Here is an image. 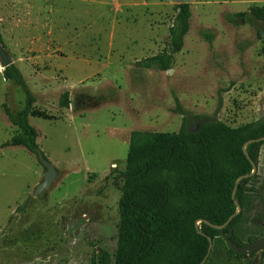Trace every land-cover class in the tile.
<instances>
[{
    "label": "rangeland",
    "instance_id": "obj_1",
    "mask_svg": "<svg viewBox=\"0 0 264 264\" xmlns=\"http://www.w3.org/2000/svg\"><path fill=\"white\" fill-rule=\"evenodd\" d=\"M186 1L190 28L169 71L136 70L135 62L162 51L176 13L177 3L172 0L113 8L111 23L104 29L113 28L111 56L116 64L68 62L64 88L59 76L58 84L48 85L53 78L43 83L45 77L38 76L46 72L23 53L28 58L23 60L24 74L39 88L34 91L28 84L36 95V109L51 117L32 115L29 122L38 132L43 156L57 173L48 187L35 194L45 167L22 146L0 147V264H92L100 250L113 260L129 134L133 129L177 131L181 115L174 111L173 93L184 110L195 114H212L220 98L217 116L233 127L261 117L264 24L235 15L264 4ZM67 6L92 8L74 2ZM78 20L83 32L96 24L92 18ZM203 32L212 35L210 41ZM10 38L2 40L16 58L20 53L11 43L17 40ZM64 91L69 92L73 108L59 106ZM3 103L12 111L21 109L24 93L3 78L0 68V145L17 132L3 112ZM252 173L256 188L264 194V144ZM228 264H264V250Z\"/></svg>",
    "mask_w": 264,
    "mask_h": 264
},
{
    "label": "trees",
    "instance_id": "obj_2",
    "mask_svg": "<svg viewBox=\"0 0 264 264\" xmlns=\"http://www.w3.org/2000/svg\"><path fill=\"white\" fill-rule=\"evenodd\" d=\"M235 16L264 24V7L253 5ZM190 18V3H177L162 51L136 61V70L170 69L173 55L184 45ZM202 34L211 40L212 35ZM0 44L6 49L1 35ZM2 76L20 87L24 105L14 111L1 105L17 132L0 147L22 146L38 159L43 153L29 116L51 117L33 109L36 95L13 62L2 69ZM69 95L60 94L61 108H70ZM172 95L174 111L181 115L177 131L129 134L116 250L113 260L100 250L92 264H228L254 254L233 252L228 239L244 245L264 236V194L251 174L264 144V104L261 117L233 127L217 116L220 98L212 114H195Z\"/></svg>",
    "mask_w": 264,
    "mask_h": 264
},
{
    "label": "crops",
    "instance_id": "obj_3",
    "mask_svg": "<svg viewBox=\"0 0 264 264\" xmlns=\"http://www.w3.org/2000/svg\"><path fill=\"white\" fill-rule=\"evenodd\" d=\"M72 2L92 4V8L82 11L79 8L67 6L72 5ZM142 2L144 0H0V35L8 41H11L10 37L16 38L17 43H11V45L15 44L14 48L10 47L8 42V50L12 51L10 48H13L20 53L18 57L12 58V62L19 68L24 79L26 76L22 69L23 60L28 58H24L22 55L28 53L31 55V59H34L33 65H40L46 72H42L44 74L40 73L38 76L39 79L45 77L43 83L45 80L53 78L54 81L49 82L48 85L58 84L59 80L63 87L65 75L69 71L68 62L78 61L87 65L104 62L102 63L104 67L115 63L111 56L114 31L112 27L107 31L104 29L105 25L111 23L113 8L119 9L121 6L132 8ZM192 2L197 1L192 0ZM245 2L264 4V0H204L202 3ZM83 17L96 20V24L89 26V29L84 32L79 29L82 26L80 27L78 22V19ZM75 21L77 22L75 23ZM92 27L95 30L91 29ZM80 36L82 38L79 39ZM107 46L109 47L107 48ZM81 52L85 54H80ZM35 60H40L39 64ZM97 74L101 76L99 72ZM58 76L62 77L61 80L58 79ZM26 82L34 91L39 90L32 86V82L28 80ZM46 90L48 89L44 87L43 91ZM36 106L34 104V110L44 112L36 109Z\"/></svg>",
    "mask_w": 264,
    "mask_h": 264
},
{
    "label": "water",
    "instance_id": "obj_4",
    "mask_svg": "<svg viewBox=\"0 0 264 264\" xmlns=\"http://www.w3.org/2000/svg\"><path fill=\"white\" fill-rule=\"evenodd\" d=\"M172 1L175 3L186 2V0H172ZM11 63H12L11 55L0 44V68L3 69ZM169 70L170 69H167V71H169ZM70 108H73V103L70 104ZM38 160L45 167V171L43 173L42 181L37 185V187L35 189V194H38L41 190L48 187L52 183V181L54 180L56 173H57L54 165L48 159H46L43 155L39 156ZM253 169H255V166H253ZM251 174H253V173H251ZM208 241H209V250H210V248L212 246V240L209 238ZM227 244L233 252H235L237 254H246L247 255V254L252 253V252L264 250V236L260 237L256 240H253L249 243H246L244 245H238V244L234 243L231 239H228Z\"/></svg>",
    "mask_w": 264,
    "mask_h": 264
}]
</instances>
